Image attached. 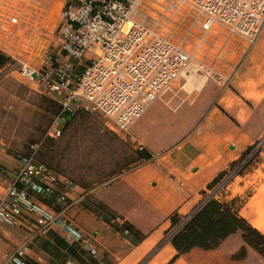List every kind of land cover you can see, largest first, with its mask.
<instances>
[{
	"label": "built area",
	"instance_id": "2783aa9c",
	"mask_svg": "<svg viewBox=\"0 0 264 264\" xmlns=\"http://www.w3.org/2000/svg\"><path fill=\"white\" fill-rule=\"evenodd\" d=\"M62 0L60 29L51 48L36 49L21 73L59 105L46 137L58 139L81 112H101L120 138L148 107L188 72L229 87L264 28V0ZM142 4L151 7L154 15ZM31 0H0V53L16 47ZM41 143L18 156L16 174L0 199V225L24 226L34 220L39 232L53 226L91 254V238L67 219V191L77 185L38 158ZM142 150L143 147H138ZM63 190L57 191L55 182ZM33 193L66 203L54 210ZM31 238L5 255L2 264H49L28 256ZM68 264H73L69 261Z\"/></svg>",
	"mask_w": 264,
	"mask_h": 264
},
{
	"label": "crops",
	"instance_id": "0c3cea01",
	"mask_svg": "<svg viewBox=\"0 0 264 264\" xmlns=\"http://www.w3.org/2000/svg\"><path fill=\"white\" fill-rule=\"evenodd\" d=\"M257 44L260 47L250 51L232 87L222 90L209 82L172 87L171 93L153 102L132 125L124 141L138 150L139 160L117 179L136 196L137 204L132 209L110 218L93 204L90 195L94 191H85L78 184L67 191V219L91 238L97 255L69 242L56 225L31 238L36 224L29 219L24 226L0 225V264L6 254L29 238L30 262L32 257L43 255L49 264H167L178 255L177 264L186 254L179 255L169 241L160 245L171 215L178 212L190 216L209 195L208 184L264 133L257 128V95L258 88H264V71H255L257 65L264 64V28ZM261 102L263 105V99ZM18 156L0 150V199L15 177ZM250 173L236 175L228 187L247 189L254 182L255 173ZM55 185L58 192L64 189L61 181ZM33 197L54 210L65 208L66 203L56 196L33 193ZM247 197L264 201V190L257 183ZM125 221L141 230L144 238L137 240L123 227ZM194 250L203 249L190 252Z\"/></svg>",
	"mask_w": 264,
	"mask_h": 264
},
{
	"label": "rangeland",
	"instance_id": "374dc122",
	"mask_svg": "<svg viewBox=\"0 0 264 264\" xmlns=\"http://www.w3.org/2000/svg\"><path fill=\"white\" fill-rule=\"evenodd\" d=\"M145 3L161 9L154 0H145ZM61 7L62 0H31L29 13L16 39V47L11 53L4 54L7 60L0 66V150L20 155L29 152L32 143H41L38 158L47 162L57 177H66L85 191H94L90 198L95 201L101 196L100 190L105 185L116 181L123 172L137 164L139 152L116 135L109 128L108 119L98 111L77 114L66 126L62 137L58 139L46 137L52 117L57 113L58 104L35 82L26 78L20 67L31 54L37 55L36 49L52 47L60 29ZM142 8L154 15L151 7H147L146 4H142ZM259 47L260 45L256 43L253 49ZM245 59H242L241 64ZM257 70L264 71V64L261 67L257 65L255 71ZM236 79L237 75L229 87L233 86ZM187 82H197L198 85L209 82L222 90L228 88L193 71L176 79L172 87ZM262 84L264 85V82ZM172 87L158 100L171 93L174 90ZM262 99L264 101V88L259 87L257 95L259 130L264 129ZM257 141L259 142L257 149L262 147V150L243 173L252 172V175L255 173L252 177L253 184L247 189L229 188L228 183L235 177L229 174L209 190V195H215L216 198L241 210L242 215L253 220L264 233V201L247 199L249 191H252L257 183L264 190V182L260 181L264 178V133ZM253 156L254 153L250 154L249 159ZM116 188L119 193L126 195L115 198L114 203L109 199H106V202L115 215L121 217V213L132 209L137 201L134 193L125 185L118 184ZM255 210L257 213L252 214ZM244 245L242 233L238 232L216 249L186 253L177 264H264V257L248 245L246 257L238 259L236 255L241 252Z\"/></svg>",
	"mask_w": 264,
	"mask_h": 264
},
{
	"label": "trees",
	"instance_id": "16d2710c",
	"mask_svg": "<svg viewBox=\"0 0 264 264\" xmlns=\"http://www.w3.org/2000/svg\"><path fill=\"white\" fill-rule=\"evenodd\" d=\"M6 60L4 54L0 53V66L4 64ZM258 145V141L250 145L237 160L231 162L229 168L221 171L208 184L207 188L209 190L213 189L229 174L235 176L243 174L246 168L252 163L253 158H256L260 154L262 147L257 149ZM252 153H254V156L249 159V155ZM45 163L49 165L47 162ZM118 184L124 183L122 181H114L105 185L100 190V198L93 202V204L104 211L106 215H109L110 218H115L117 216L105 200L109 199L114 203L115 198L126 195L125 193H119L118 188H116ZM129 189L132 192V189ZM203 192L206 193V191ZM170 222L171 224L165 231V237L162 239L160 245L165 241L171 242L179 255L189 253L194 248L203 250L216 249L229 237L241 232L245 245L241 248V252L236 255L237 258L242 259L246 257V245L252 247L264 257V233L255 227L246 217L241 215L237 208L230 203L216 198L215 195L206 196L190 216L183 217L178 212H175L171 215ZM123 227L137 240H142L145 236L141 230L136 228L129 221H125ZM177 257L178 255L173 257L167 264H174Z\"/></svg>",
	"mask_w": 264,
	"mask_h": 264
}]
</instances>
